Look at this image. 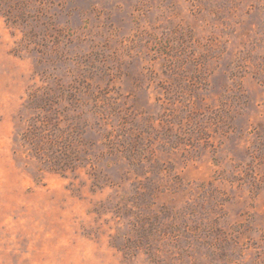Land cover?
I'll use <instances>...</instances> for the list:
<instances>
[{
    "label": "rangeland",
    "instance_id": "rangeland-1",
    "mask_svg": "<svg viewBox=\"0 0 264 264\" xmlns=\"http://www.w3.org/2000/svg\"><path fill=\"white\" fill-rule=\"evenodd\" d=\"M0 264H264V0H0Z\"/></svg>",
    "mask_w": 264,
    "mask_h": 264
}]
</instances>
